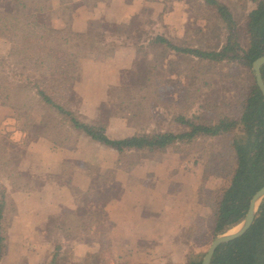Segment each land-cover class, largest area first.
<instances>
[{
    "label": "crops",
    "instance_id": "obj_1",
    "mask_svg": "<svg viewBox=\"0 0 264 264\" xmlns=\"http://www.w3.org/2000/svg\"><path fill=\"white\" fill-rule=\"evenodd\" d=\"M46 1L39 6V0H34L33 6L37 14H43L46 27H66L70 33L66 41L76 34L80 39L114 36L107 41H116L110 49L68 47L75 52L73 73L59 89L80 120L106 126L108 139L139 132L142 111L121 109L119 89L144 88L151 83L159 100L179 106L186 103V90L196 85L206 91L202 92L206 101L216 99L217 85H201L194 74L179 75L181 66L174 61L181 54L172 50L162 58L167 80L149 81L148 71L135 64L151 59L153 47L143 41L145 37L137 45L128 41L130 32L144 35V26L152 25L155 34L181 46L190 33L188 26L195 23L189 1ZM8 3L0 0V12L8 10ZM200 23L197 17L195 24ZM13 45L0 35V60L10 63V70L15 67L11 63ZM8 70L0 67V77ZM32 70L33 77L43 78ZM7 75L6 82L11 79ZM5 98L0 95V233L4 246L0 264H55L61 249L70 251L68 264H81L100 248L111 254L110 264H181L187 251H200L190 243L208 226L213 231L211 209L203 202L202 189H214L216 181L222 183L220 177L204 171L201 152L205 141L226 135L197 138L191 153L183 146L179 152L163 148L155 156L137 148L120 152L85 132L62 126L56 115L48 118V110L36 101H31L27 114H20ZM153 105L157 106L150 109V126L173 133L189 129L175 119L163 118L159 104Z\"/></svg>",
    "mask_w": 264,
    "mask_h": 264
},
{
    "label": "trees",
    "instance_id": "obj_2",
    "mask_svg": "<svg viewBox=\"0 0 264 264\" xmlns=\"http://www.w3.org/2000/svg\"><path fill=\"white\" fill-rule=\"evenodd\" d=\"M8 1L12 4L10 12L13 14L15 11L11 10L26 7L21 0ZM202 1L206 5L214 6L216 14L224 23L223 27L226 31L224 40L222 39L218 45L211 49L175 46L157 35L158 33L153 36L147 34V31L143 41L153 47L157 44H165L169 50L188 57L189 62L205 67L206 72L210 67L222 62L251 68L252 62L264 54V0H257L255 7L248 13L245 45L238 42L236 23L228 6L219 0ZM32 10L33 21L27 19V11L22 14L16 12L15 15L0 13V35L6 36L14 44L11 56L16 58V64H21V61L17 60L18 54H26L31 50L30 54L24 57H29V62H32L35 71H38L43 78L33 77L30 74V76L22 75L14 68L10 70L11 64L0 60V67L6 71L9 68V72L0 77V95L6 97L5 99L20 111H23L24 106L30 101H36L48 112H54L62 126L85 132L93 140L112 145L120 152L128 148H137L141 153L155 156L166 147L178 152L181 151V146L185 150L190 149L197 138L208 139L213 136L232 135L223 152H214L212 142L209 140L207 143L210 152L203 153L206 161L205 171L220 177L222 183L216 189H204L202 195H204L203 202L211 209L213 236L222 234L240 223L247 213L251 197L264 185V97L254 77L241 85L235 103L200 102L195 108L194 104H191V107L187 106L186 109L190 114H178L174 118L189 128L185 132L141 130L129 137L110 140L105 134L106 126L103 123H86L80 120L71 111L68 100L59 95L62 82L73 73L75 52L55 48L50 44L51 40L57 43L64 33L66 34V30L55 31L43 26L38 19L35 20L38 10L33 5ZM20 32L24 33L22 39ZM74 36L80 37L77 34ZM110 36V34H101L97 40L94 37H87L86 40H91L95 44H88L86 48L89 50L113 48L116 46V41L107 42L109 38L114 37ZM32 37L35 39L30 44L29 39ZM29 45L32 47H28ZM43 70L46 72L44 73ZM9 73L12 80L8 77L9 81L6 82L5 75ZM261 75L264 81V64L261 66ZM11 89L16 91L14 100L10 96ZM21 96L30 100L25 102ZM220 106L225 109L223 113L217 112ZM198 108L201 114L195 113V109ZM212 108L215 109L214 118L205 119L202 114L212 111ZM233 110L237 116L233 114ZM23 112L20 114H24ZM228 158L231 160L229 161ZM2 240L3 236L0 233V255L4 251ZM202 256L203 253L187 251L185 260L181 264H201ZM210 264H264V197L257 207L248 230L219 245Z\"/></svg>",
    "mask_w": 264,
    "mask_h": 264
},
{
    "label": "rangeland",
    "instance_id": "obj_3",
    "mask_svg": "<svg viewBox=\"0 0 264 264\" xmlns=\"http://www.w3.org/2000/svg\"><path fill=\"white\" fill-rule=\"evenodd\" d=\"M33 1L34 0H21V2L26 3V7L24 9L19 8V9L11 10V11H15L14 14L10 12V9H11L10 7L12 4L11 2L8 1L9 2L8 10L6 12H0V13L15 15L16 12L22 14L24 11H27V16H28L27 19L33 21L34 20V17L32 16ZM187 1H189L191 7L194 8L192 10V15L194 16L192 20H194V22L196 23V18L198 17V19H200L201 21L200 23L201 25H197L193 23L188 26V30L190 33L188 35V38L182 42L181 46H184V47L197 46V47L207 48V49H211L215 47L222 41V39L224 40V36L226 32L223 27L224 23L220 20L218 14H216L215 7L212 5H206L205 3H203L202 0H201V3H196V1L194 0H187ZM219 1L223 3L224 5H226L224 1H228V0H219ZM256 1L257 0H230L228 1V5H226L228 6L232 14V17L234 19V22L236 23V36H237L238 42H240L241 45H245L246 43L245 29H246V23H247V16H248V13L255 7ZM46 3H47L46 0H39V4H40L39 6L46 5ZM246 10L248 12L247 14H246ZM40 11L42 12V10ZM36 15H37V18H35V20L38 19V21H40V23L43 26H45L43 23V14L41 13V14H36ZM24 23L25 22H23V24ZM144 28L145 29L147 28L146 29L147 34L150 33L151 35L153 34L154 36V34L156 33V28H153L150 25L148 27L144 26ZM53 30L58 31L56 29H53ZM59 30H63V28ZM65 30H66V27H65ZM138 33L140 34L138 35ZM66 34H70V33L66 32ZM66 34L64 33L65 36L63 35V37L57 43L51 40L50 44L55 46V48H61V49L64 48L66 50L68 49V47H70L71 49L72 46H73L72 49L78 50L81 48H86L88 44H95L91 40L88 41L86 39H80V37H76L74 35L70 36L69 41H66L65 40ZM129 34L130 35L128 36V39H129L128 41H131V43L134 45H137V43L140 42L141 38H144L146 35L145 33L143 35V32L142 34L141 32H132V33L130 32ZM19 35H20V39H22L24 33L20 32ZM100 35L101 34L97 36H92V37H94L95 40H97ZM137 35L139 37H137ZM33 39H35V37H32L31 39H29L30 44L33 42ZM77 45H78L77 48L74 47ZM28 47H32V45H29ZM152 49L153 51L151 53H153V56L151 57V59L147 61L140 59L136 61L137 64H135V66L136 68H142L148 71L149 81H155V82L157 81L159 83L160 80L162 81L167 80L169 76L167 73L168 71L166 69L167 67H165L166 65L163 66L162 64V60H163L162 58L164 57L166 52H168L169 48L165 44H161V45L157 44ZM30 51L31 50L27 51L26 54H30ZM26 54H18L17 60L21 61L22 65L16 64V61H15L16 58H13V64H15L14 65L15 67L13 68H15L16 70H19L22 75L24 74L27 76L30 74L31 76H35L33 74L35 72L34 70H32L34 69V65L32 64L31 61L29 62L28 60L29 57L27 58L24 57ZM189 60L190 59H188V57L181 56L178 60L174 61L175 65L177 64L181 66L179 67L180 68L179 75L186 73V75L192 76L194 74L195 77L200 78L201 85H204L203 83H208L214 86L217 85V89L215 90L216 99L206 101L205 96L202 95L203 94L202 92H206V91L205 90L200 91L199 87H197L196 85L195 86L193 85L191 88H188L186 90L187 91L186 92V103L184 105H179V106L173 105L172 103L168 101L159 100L158 97L156 96L157 94H155L156 90L154 89V87H152L153 85L151 83H150L151 86L144 87V88H122V89L117 90L116 95L118 98V103H119L118 105L121 109L127 108L129 110H134L136 112L142 111V113L140 114L138 113L139 114L138 122L140 124L138 128L139 131L141 130L148 131L149 129L150 130L152 129L162 130L158 126H150V122H149V118L151 117L150 109L152 107L157 106V105H153L154 103L159 104L158 107L161 108L162 110L163 118L174 120V118L178 114H183V115H188V113L190 114V112L187 111L186 107L187 106L191 107V104H194V108H195L198 106V104H200V102L222 104V102L224 101L230 104L235 103L237 100L238 90L241 87V85L244 83H247L249 80H251L254 77L253 72H252V67L249 68L245 65L222 62V63H218L217 65L213 67H210L209 71L206 72L205 67L197 66L195 65L196 63L189 62ZM171 66H173V64H171ZM171 66L170 68H172ZM174 82L175 81H173L172 83ZM203 87H210V86L206 85ZM220 91H222L221 95L219 94ZM9 92H10L11 98L14 100L16 98V93H15L16 91L11 89ZM211 96L213 95L211 94L210 98H212ZM220 97L222 98L220 99ZM21 98L23 97L21 96ZM22 100L27 102L30 99L23 98ZM30 104H31V101L28 103L27 106H24L25 109L24 110L22 109L24 112L20 110L18 111L27 114ZM213 110L215 109L212 108V111H208V113H203L202 115L206 117L205 119L211 120L214 118ZM224 111L225 109L222 106H220V108L217 109V112L223 113ZM232 112L235 116H237L234 110ZM53 113L54 112H49L48 118H51V115L52 116L54 115ZM195 113L201 114L199 111V108L195 109ZM231 136L232 135H229V136L226 135V136H221L219 138H216L215 140H210L212 142V150L214 152L215 151L216 152L225 151V148ZM208 142L209 140L205 141L204 147L201 152L202 155L204 152H206V154H209L210 152V148L207 145ZM192 149L193 147H191L190 149L189 148L186 149V153H191ZM228 160L230 161L231 158H228ZM204 171H205V168H204ZM205 172L209 173L207 171ZM219 185H220V182L216 181L214 185V189H216ZM203 191L204 190L202 189V194H203ZM202 199H204V195H202ZM208 227L206 228L207 230H205V232L196 236V239H195L196 243L195 242L190 243L193 249L200 250L199 252L203 254L205 250L207 249L208 245L210 244V242L212 241V239L214 238V236L212 235V232L210 231V227H209V230H208ZM236 227L237 226L232 227L227 231L228 232L235 231V229H237ZM204 235H205V239H202L201 236H204ZM197 244H199V246ZM59 254L56 257L55 264H68V258L70 257V251L61 249V252H59ZM111 258L112 256L109 253V251L100 248V249H96V252L89 255L87 262H85L84 260L83 263L81 264H110Z\"/></svg>",
    "mask_w": 264,
    "mask_h": 264
},
{
    "label": "water",
    "instance_id": "obj_4",
    "mask_svg": "<svg viewBox=\"0 0 264 264\" xmlns=\"http://www.w3.org/2000/svg\"><path fill=\"white\" fill-rule=\"evenodd\" d=\"M264 64V54L257 57L253 62H252V72L254 75V79L256 82V85L258 86L259 90L261 91L263 97H264V81L261 75V66ZM264 197V185L260 187L251 197L249 201V206L247 213L243 220L238 223L236 226L238 227L235 231L233 232H224L222 234H218L214 236L210 244L208 245L207 249L205 250L201 264H210L212 256L216 250V248L223 244L226 243L240 235H242L245 231L248 230V228L251 226L257 207L260 203V201ZM235 227V226H234Z\"/></svg>",
    "mask_w": 264,
    "mask_h": 264
},
{
    "label": "bare ground",
    "instance_id": "obj_5",
    "mask_svg": "<svg viewBox=\"0 0 264 264\" xmlns=\"http://www.w3.org/2000/svg\"><path fill=\"white\" fill-rule=\"evenodd\" d=\"M236 228H238V227H236ZM236 230V229H235ZM233 232V231H232ZM230 233V232H229Z\"/></svg>",
    "mask_w": 264,
    "mask_h": 264
}]
</instances>
